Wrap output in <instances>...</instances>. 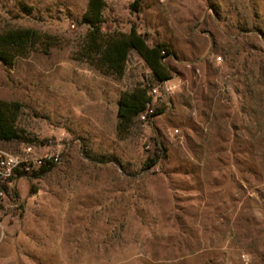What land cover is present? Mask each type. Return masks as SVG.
<instances>
[{
  "label": "rangeland",
  "instance_id": "1",
  "mask_svg": "<svg viewBox=\"0 0 264 264\" xmlns=\"http://www.w3.org/2000/svg\"><path fill=\"white\" fill-rule=\"evenodd\" d=\"M88 2L0 0V33L60 40L0 63V101L23 103L33 156L60 157L0 196V264H264V0H105V30L135 26L174 53L164 113L124 139L122 92L161 85L135 53L122 80L75 58Z\"/></svg>",
  "mask_w": 264,
  "mask_h": 264
},
{
  "label": "trees",
  "instance_id": "2",
  "mask_svg": "<svg viewBox=\"0 0 264 264\" xmlns=\"http://www.w3.org/2000/svg\"><path fill=\"white\" fill-rule=\"evenodd\" d=\"M139 2L133 8L138 9ZM105 0H89L87 9L80 20V25L87 31L77 46L74 55L78 61L86 63L91 69L103 76L122 80L127 71L130 58L135 53L151 71L156 86L173 78V70L168 64L174 55L171 46L165 42L150 45L146 35L133 26L129 32L114 30L111 25L104 28ZM60 45V40L53 35L33 28H14L0 33V63L14 67L19 59H26L32 53L41 51L49 54ZM229 55V52H226ZM154 85V86H155ZM153 86L139 85L122 92L118 102L117 136L124 139L140 122V115L148 104L153 102ZM24 105L18 101H0V144H14L19 148L10 150L21 153V148L32 146V140L25 137L18 126ZM156 109L155 117L163 114ZM21 149V150H20ZM165 149L156 144L154 154L146 160L147 168L155 167L165 156ZM52 163L27 175L38 178L53 170ZM24 176H18V179ZM7 191V187L5 188Z\"/></svg>",
  "mask_w": 264,
  "mask_h": 264
},
{
  "label": "built area",
  "instance_id": "3",
  "mask_svg": "<svg viewBox=\"0 0 264 264\" xmlns=\"http://www.w3.org/2000/svg\"><path fill=\"white\" fill-rule=\"evenodd\" d=\"M221 59L219 58V60ZM171 82L167 81L161 84V86L152 89L151 95L153 96V102L148 104L145 112L140 115L142 122L146 123L155 118L156 106L154 96L158 93L160 87H163L168 94L174 92L175 86L171 85ZM33 154L34 147L32 146L24 148L23 153H14L10 150L0 148V196L5 193L6 187L11 186L18 179V176L26 177L43 166L60 162L58 155L46 153L42 156H33Z\"/></svg>",
  "mask_w": 264,
  "mask_h": 264
}]
</instances>
